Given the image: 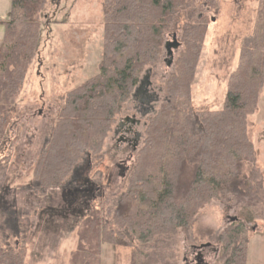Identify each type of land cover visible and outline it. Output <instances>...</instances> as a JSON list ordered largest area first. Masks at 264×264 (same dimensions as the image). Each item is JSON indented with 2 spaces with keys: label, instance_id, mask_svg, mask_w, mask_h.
<instances>
[{
  "label": "trees",
  "instance_id": "obj_1",
  "mask_svg": "<svg viewBox=\"0 0 264 264\" xmlns=\"http://www.w3.org/2000/svg\"><path fill=\"white\" fill-rule=\"evenodd\" d=\"M48 1L12 0L10 18L1 22L0 152L4 154L11 153L8 149L12 147L17 99L39 54V19ZM189 1L105 0L99 73L67 92L34 165L33 179L22 188L48 198L51 189L68 179L84 154L101 155L143 72L161 58L164 34L175 13ZM259 7L253 34L243 40L239 66L231 75L220 109L202 110L192 101L191 85L207 22L201 16L187 24L185 49L164 84L169 100L146 122L126 189L115 211L107 213L110 218L89 209L69 264H99L103 244L126 245L127 241L133 246L132 264H149L150 258L143 255L146 247L162 245L166 235L188 227L201 208L226 191L244 193V188L249 189L243 164L253 161L256 152L247 117L255 112L264 85V0ZM2 158L7 161L10 155ZM185 171L190 176L184 181ZM251 176L257 178L258 170L253 169ZM94 188L92 183L78 188L81 204L92 199ZM6 210L10 211L7 206ZM256 218L254 211L244 207L236 221L216 237L224 264H246L247 245L240 235L243 225ZM126 232L132 235L129 240ZM26 251L25 244L0 248V264H26Z\"/></svg>",
  "mask_w": 264,
  "mask_h": 264
},
{
  "label": "rangeland",
  "instance_id": "obj_2",
  "mask_svg": "<svg viewBox=\"0 0 264 264\" xmlns=\"http://www.w3.org/2000/svg\"><path fill=\"white\" fill-rule=\"evenodd\" d=\"M11 1L0 0V45L4 37L1 22L10 18ZM261 1L190 0L178 9L164 34L161 58L143 72V82L139 81L123 105L101 155L84 154L68 179L51 189L47 198L21 186L33 179L34 165L47 144L67 92L99 73L107 7L105 0H49L39 19V54L29 67L17 99L12 147L8 149L11 153L0 152V248L25 244L26 264H69L89 209L95 208L110 218L107 213L115 211L126 189L146 122L169 100L164 84L185 49L183 33L187 24L201 16L207 22L191 85L192 101L202 110L220 109L231 75L239 66L243 40L253 34ZM174 33L181 46L169 56L165 44L173 40ZM132 119L139 123H132ZM247 121L256 152L253 161L243 164L251 183L249 189L244 188L242 194L226 191L201 208L188 227L166 235L162 245L146 247L143 255L150 258L149 264H224L216 237L236 221L244 207L257 214L254 221L243 225L240 235L247 245L246 264H264V85L258 106ZM122 122L124 125L119 127ZM130 124L133 130L127 133L124 128ZM5 155H10L9 160L3 161ZM253 169L258 170L255 179L251 176ZM189 176L190 172L185 171L181 180ZM90 183L96 187L93 197L81 204L82 192L78 188L89 187ZM14 215L18 218L13 220ZM126 235L128 240L132 236L130 232ZM208 243L212 246L204 248L199 261L193 246ZM133 260V246L128 241L126 245H102L99 264H132Z\"/></svg>",
  "mask_w": 264,
  "mask_h": 264
},
{
  "label": "flooded vegetation",
  "instance_id": "obj_3",
  "mask_svg": "<svg viewBox=\"0 0 264 264\" xmlns=\"http://www.w3.org/2000/svg\"><path fill=\"white\" fill-rule=\"evenodd\" d=\"M168 53V51H167ZM140 85V84H139ZM127 120H129L130 118H126ZM132 123H139V120L138 119H132L130 120ZM124 125V123L122 122L119 127H122ZM133 130V126L132 124H130L128 127L124 128V131H126L127 133H131V131ZM119 129L116 131V133H118ZM210 247L212 245H209ZM207 247V246H193V248L196 250V254H197V259L200 261L201 260V256H202V253H203V250L204 248Z\"/></svg>",
  "mask_w": 264,
  "mask_h": 264
},
{
  "label": "water",
  "instance_id": "obj_4",
  "mask_svg": "<svg viewBox=\"0 0 264 264\" xmlns=\"http://www.w3.org/2000/svg\"><path fill=\"white\" fill-rule=\"evenodd\" d=\"M180 46H181V42L178 40L176 33L173 34V40L168 41L165 44V48L168 51L169 56H172L174 54V50H177ZM141 82H143V81L141 80ZM209 245H211V243L201 245V247L202 246H209Z\"/></svg>",
  "mask_w": 264,
  "mask_h": 264
}]
</instances>
